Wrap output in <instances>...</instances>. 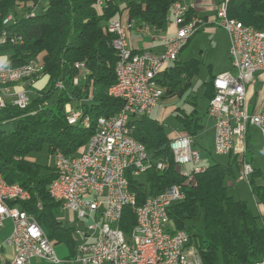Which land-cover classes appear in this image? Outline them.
I'll use <instances>...</instances> for the list:
<instances>
[{
  "label": "built area",
  "instance_id": "2783aa9c",
  "mask_svg": "<svg viewBox=\"0 0 264 264\" xmlns=\"http://www.w3.org/2000/svg\"><path fill=\"white\" fill-rule=\"evenodd\" d=\"M229 2L220 0L214 8V19L207 22L198 16L194 1L175 0L167 19L173 31L161 37L160 51L134 52L128 48V35L134 26L128 17L124 21L108 22L107 31L114 35L112 49L117 54V62L115 83L107 93L111 99H123L124 109L101 121L96 135L74 156L65 157L58 151L53 154L55 176L47 189L49 197L72 217L70 227L73 228L75 253L66 260L56 257L54 246L42 227L19 207L28 202L23 191L17 184L6 183L0 174V229L5 220L12 225L7 240L12 253L9 258L0 254V264H30L34 258L53 264H203L189 234L184 230L175 231L170 224V207L184 199L181 187L171 186L137 205L129 179L141 184L140 175L150 171L163 173L170 163L153 158L131 134L133 121L148 117L164 96L157 81H151V72L174 65L186 43L201 28L211 25L227 33L231 66V71L214 77V96L207 106L214 152L243 155L249 129L259 132L264 147V98L250 111L246 93L254 77L264 73V32L228 18ZM103 4V0L96 1L98 8ZM25 7L33 8L27 4L19 9ZM0 22V42L20 43L19 35L6 29L13 18L8 16L2 20L0 16ZM141 30L147 31L149 27L143 25ZM75 69L78 71L73 80L76 85L85 80L88 71L84 66L75 65ZM42 72L43 65L38 59L13 68L0 66V86L7 89V96H0V107L9 104L26 109L32 100L29 90ZM57 87L61 89L60 84ZM65 114L68 125L85 119L82 110H74L71 105L65 106ZM168 147L178 172L191 181L193 174L202 170L192 138L176 135ZM187 165L193 167L191 174L182 170ZM252 172V166L243 163L242 176L247 179ZM125 208L132 210L135 219L128 233L119 226Z\"/></svg>",
  "mask_w": 264,
  "mask_h": 264
},
{
  "label": "trees",
  "instance_id": "16d2710c",
  "mask_svg": "<svg viewBox=\"0 0 264 264\" xmlns=\"http://www.w3.org/2000/svg\"><path fill=\"white\" fill-rule=\"evenodd\" d=\"M96 1L45 0L43 5V0H0L1 19L13 18L6 29L21 38L20 43L0 47L10 52L2 66L13 68L38 59L43 65L41 77L47 79L45 88L37 91L26 109L9 104L0 107V174L6 183L18 184L28 191L30 200L19 207L36 220L53 246L63 245L67 249L68 258L75 253L73 228L63 226L57 218L61 206L47 191L55 176L54 169L43 168L29 159V155L39 152L43 145L52 156L58 151L65 157H72L83 150L98 123L115 115L122 107L120 100L107 95V90L115 83L117 62V54L112 49L114 35L107 31L108 22L126 12L128 21L137 27L145 25L166 33L170 25L167 19L175 0H139L122 9L116 0H103L100 8ZM27 4L33 8L19 9L20 5ZM32 11L34 14L30 17ZM227 15L246 27L264 32V0H230ZM77 64L84 66L88 74L84 81L75 85ZM198 64L197 60L184 65L176 61L164 69L156 78L159 86L166 88L164 94L174 91L175 95H180V88L191 85ZM183 74L187 80L184 84L180 80ZM213 79L211 77L206 83L209 101L214 96ZM59 84L61 89L57 87ZM84 100L88 102H82ZM66 105L74 110L80 108L84 117L89 118L90 126L68 125ZM176 119L182 132L193 138L202 129L195 111L189 114L181 111ZM131 135L153 158L170 163L163 173L148 172L146 186L129 179L137 205L171 186H179L184 199L170 207V224L175 231L184 230L189 234L203 264L264 263V221L260 223L261 217L253 213L246 202L229 195L226 182L233 179L229 162L202 168L188 182L173 164L168 147L171 139L165 135L161 123L149 117L135 119ZM192 146L194 148V144ZM248 153H252L249 146L243 155L233 157V164L239 170L240 163L251 165V159L246 158ZM257 174L253 169L250 190L257 204L264 206V183L255 185L253 181ZM198 219L200 223L195 225ZM134 224L132 210L125 208L120 229L128 233Z\"/></svg>",
  "mask_w": 264,
  "mask_h": 264
},
{
  "label": "rangeland",
  "instance_id": "374dc122",
  "mask_svg": "<svg viewBox=\"0 0 264 264\" xmlns=\"http://www.w3.org/2000/svg\"><path fill=\"white\" fill-rule=\"evenodd\" d=\"M116 2L120 9H122L126 4L138 3L139 0H116ZM219 2L220 0H200L199 7H201V11H199V16H206L207 19L213 20L215 16L214 8ZM45 4L46 2L43 0V5ZM23 6L24 5H20L19 7ZM125 18L126 12H123L120 16L116 15L114 20H125ZM150 30L154 31L153 29ZM228 47L229 39L227 33L221 28L209 26L202 28L198 33H196L179 55V62L182 65L191 60H197L199 62L198 71L191 78V85L185 89L180 88V95H175V93H173L174 91H168L165 93L148 117L162 124L164 133L167 137H171L173 135L176 136L177 134L189 136V134L182 132L181 125L176 119V115L181 111L186 114L195 111L196 115L201 119L202 129L194 138L191 136L189 137L192 138L194 149L199 153L201 161L199 167L205 168L213 163L225 165L229 162L233 169V179L226 182L229 195L235 199L246 202L253 213L259 215L262 209V211H264V208H261V206L257 204L254 195L251 193L249 185L251 176L245 179L240 172L242 170L243 163H240L241 166L239 170L237 165L233 164V157L230 158L227 155H217L213 148L212 125L207 114L209 100L205 93L206 83L211 77L214 78L220 73L231 71L228 57ZM9 55V51L0 50V66L7 61ZM180 80L181 82L183 81V84L187 81L184 74L181 76ZM46 83V78H39L31 90H29V97L33 99L35 97V92L44 89ZM15 89L18 90L19 87L16 86ZM165 89L163 88L164 92ZM254 90H257L256 86L254 87ZM250 141L252 143V153H248L246 158L247 160L251 159L252 168L257 170L259 173L255 176V178H253L254 184L261 185L264 183V147L262 139L256 130H252L250 132ZM236 156L240 157L241 155ZM29 159L35 161L43 168H54V156L49 155L46 145H43L39 152L30 154ZM182 170L191 174L193 167L191 165H187L183 167ZM138 181L146 186V175H140L138 177ZM69 216V212L62 210L57 215V218L62 221L64 226H69ZM263 221L264 216L260 219V223ZM199 223L200 219L195 221V225H199ZM2 225V227L7 228L8 233L10 234L11 222L9 220H5ZM54 252L59 260H66L64 257L68 251L63 245L54 246Z\"/></svg>",
  "mask_w": 264,
  "mask_h": 264
},
{
  "label": "crops",
  "instance_id": "0c3cea01",
  "mask_svg": "<svg viewBox=\"0 0 264 264\" xmlns=\"http://www.w3.org/2000/svg\"><path fill=\"white\" fill-rule=\"evenodd\" d=\"M192 1H194L196 3L197 13H198V16H199V11H201L200 10L201 7H199L200 0H192ZM127 17L128 16H127V13H126V18ZM200 18L202 20H206L207 22H211L212 21L210 19H207L206 16H203V17H200ZM209 26H211V25H206L204 27H209ZM172 31H173V27L171 25L168 26V29H167L166 33H162V32H159V31H152L150 29L147 30V31H142L141 28L137 27L134 24L133 28L131 29V31H130V33L128 35V42H127L128 48L131 49L134 52H140V51L146 50V49H153L155 51H160L161 50V48H160V39H161V37L165 36L166 34L171 33ZM177 62H179V57H178ZM255 86L257 87V90H254ZM35 93H37V91ZM246 93H247V101H248L249 110L253 111L259 105L261 100L264 98V73L258 74V75H256L254 77L253 82L249 86H247V92ZM211 125H212V123H211ZM252 130H256V129H251L249 131V133H248V135L246 137V141H245L246 147L249 146L250 149H252V143L250 141V132ZM212 131H213V129H212ZM258 134H259V132H258ZM174 136L175 135H173L171 137H168V138L172 139V138H174ZM259 136H260V134H259ZM246 147H245V151H246ZM234 156H236V155L232 153V157H234ZM259 206H261V208H264V206H262V205H259ZM60 209H61V211L63 210L61 207H60ZM262 210L259 213V216L261 218H263V216H264V211H262ZM63 211H66V210H63ZM71 219H72V217L70 215L69 216V221H71ZM65 227H70V224H69V226H65ZM11 228H12V225H11ZM8 234L9 233H8V230H7L6 227H2L0 229V254H2V255H4V256L9 258L11 256L12 252H11L10 247L7 244V240H8L9 235H10V234L9 235ZM67 254L65 255L64 258H68L69 257V255H67ZM48 262L49 261L42 260V259H39V258H34V259H32L30 261V264H50L51 263V262H49V263ZM51 264H53V263H51Z\"/></svg>",
  "mask_w": 264,
  "mask_h": 264
},
{
  "label": "bare ground",
  "instance_id": "6f19581e",
  "mask_svg": "<svg viewBox=\"0 0 264 264\" xmlns=\"http://www.w3.org/2000/svg\"><path fill=\"white\" fill-rule=\"evenodd\" d=\"M30 17H33V14H31ZM5 44H6V42H0V47L3 46V45H5ZM76 66H82V65L77 64ZM163 70L164 69H157V70H154L153 72H151V81H156L157 76L160 75V73ZM107 95L109 96V93H107ZM0 96H7V89H6L5 86H0ZM118 100H120L122 102L121 109H124V100L123 99H118ZM111 117H113V116H111ZM111 117H109V118H111ZM109 118H107V119H109ZM106 120H104V121H106ZM69 125H71V126L80 125V126H82L84 128H88L90 126V121H89V118L88 117H85V119H77L76 121H72L71 123H69ZM99 129H100V123H98L97 128H96V130H95V132H94L93 135H96V132ZM91 137L89 138V140L91 139ZM1 177H2V175H1ZM17 186L20 188L21 191H23L25 198L27 199V201H29L30 200V194L28 193V191L25 190L24 188H22L21 186H19L18 184H17Z\"/></svg>",
  "mask_w": 264,
  "mask_h": 264
}]
</instances>
